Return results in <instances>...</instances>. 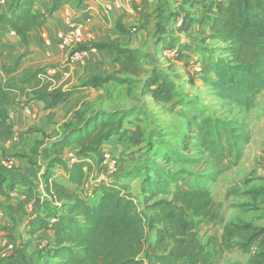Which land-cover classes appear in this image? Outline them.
<instances>
[{"label": "trees", "instance_id": "obj_1", "mask_svg": "<svg viewBox=\"0 0 264 264\" xmlns=\"http://www.w3.org/2000/svg\"><path fill=\"white\" fill-rule=\"evenodd\" d=\"M38 1L0 2V57H3L0 58L3 71L0 148L15 133L10 115L13 104L41 101L46 110L54 111L73 99L81 100L86 91L105 88L111 82L126 85L128 90L141 84V95L151 96L157 103L175 101L184 106L181 115L188 128L168 132L166 138L158 142L153 151L154 159L149 161V169L142 177L139 193L134 191L131 181H121L118 177L102 178L92 188L91 196L85 184L91 175L108 174L105 143L112 138L123 140L129 134L128 141L132 145L144 141L147 131L141 124L140 114L147 112L140 107L78 108L73 119L65 123L62 137L46 142L44 134L43 138L35 140L28 154H21L28 161L25 167L0 163L3 214L14 223L25 219L30 233L42 229L55 231L45 264H147L148 260L154 264H208L214 256L210 245L251 253L252 264H264V249L259 246V243L264 244V226L237 219L223 226L221 237L211 234L206 241L202 239L199 223L218 227L220 205L208 186L188 181L185 170L171 167L172 163L191 160L187 151L193 137L221 154L230 150L235 136L230 122L208 115L195 96L181 94L170 75L160 68L156 57L123 47L111 38L81 43L79 50H107L119 68L109 74L99 72L88 76L70 88H64L63 82L54 84L47 77L43 79L40 75L46 74L44 68H22L30 47L45 42L41 28L48 19L62 7L78 6L83 0H51L47 11L36 7ZM145 4L149 5V0L134 6L143 17ZM179 17L184 18V24L178 29L188 30L191 12L185 9L177 13L174 23ZM169 22L160 16L155 30L159 40L171 31ZM116 28L122 33L129 32L121 19L117 20ZM208 37L223 45L214 59L213 75L202 76L203 81L221 98L232 100L246 110L252 109L257 97L264 92V0H218ZM181 48L175 54L178 57ZM60 76L58 73L54 78ZM134 115L135 125L127 127L128 119ZM72 145L77 146L80 159L70 165L65 153ZM242 156L243 152H237L235 163ZM56 166L64 167L71 186L56 174ZM41 185L51 204H61L67 208L66 213L54 214L51 218H44L40 210L30 214L28 205L39 198ZM18 188L24 189L23 198L12 196L10 189ZM240 190L239 185H234L229 187L228 193ZM262 193L264 190L254 195ZM0 264L12 263L0 258Z\"/></svg>", "mask_w": 264, "mask_h": 264}, {"label": "rangeland", "instance_id": "obj_2", "mask_svg": "<svg viewBox=\"0 0 264 264\" xmlns=\"http://www.w3.org/2000/svg\"><path fill=\"white\" fill-rule=\"evenodd\" d=\"M136 3L140 6L143 4V0L130 3V6L133 8V5L135 6ZM183 5L184 3L173 6L172 2L168 4L166 1L162 2V0H151L149 1V5H143L142 13L146 17V20H149L150 34L156 30L160 16L167 18L168 21L170 20L173 27H175V19L173 17L180 12L179 8L183 7ZM121 10L129 11L125 8ZM132 27L136 29L139 26L133 25ZM177 30L178 33L184 32L183 38H187L189 30ZM190 42L194 45L195 40ZM34 46L38 45H32L29 53L24 58L43 60L48 58L47 55L45 56L41 52L34 54L35 51L32 49ZM79 46L80 44L68 49L69 51H79ZM148 48L150 49L151 45H148ZM213 51L219 53L220 48L212 47L211 52ZM152 54L154 53L152 52ZM70 58L71 55L69 56V61ZM156 60L165 73H167L165 68L175 67L178 74L185 75L183 65H180L176 61V55H171L169 58H160L158 56ZM64 62V64H67V59ZM43 63L41 62V64ZM51 63L58 65L57 61H52ZM50 66L53 65L47 64L41 68L47 70V67ZM102 69V73L104 74L112 73L110 70H107L108 72L105 73L104 68ZM64 77V80L63 78H56L57 83L64 82V85H68L67 88L76 84L72 82L71 76L65 75ZM202 81V79L198 80L197 84L189 87V89L196 92L194 96L198 98L208 115L230 122L231 127L235 130V136L232 139L234 145L231 144V149L221 154L219 151H215L216 149L214 148L204 146L200 139L198 140L196 137H193L194 139L189 141L187 151L191 160L183 163H172L171 167L173 170H185L186 173L184 175L188 181L200 182L202 185L208 186L213 199L220 205L221 220L218 227L210 228L206 227L209 226L206 223H199V233L202 239L206 241L211 235L210 232L221 237L223 226L233 223L237 219L264 226V193L258 196L254 195V192L264 190V92L257 97L258 101L253 109L246 110L234 101L223 99L211 89H206V85ZM82 96L81 100L73 99L68 104L60 106L49 120L57 118L59 120L63 118H67L68 120L73 119L75 110L86 106L89 109L105 108L110 110L135 106L136 108H143L142 110L147 112L142 115L140 114V118L142 119L141 124L147 131L144 141L138 145H132L128 139L124 138L122 140V154L124 157L114 158L118 161L117 169L113 173H109V175L100 174L97 177H93L90 181L98 177L103 178V176L104 178L107 176L113 178L121 177L122 175L135 176L137 174V176L143 177L145 171L149 169L148 164L153 158V151L158 147V142L166 138L168 132L188 130L185 119L181 115V112L185 108L184 106L178 105L175 101L171 103H157L152 100L153 98L149 99V97L141 95V84L128 90L126 85L111 82L105 88L88 90ZM150 100L152 101L150 102ZM71 110L72 112H70ZM135 118L134 115L128 119L126 126L133 127L136 123ZM116 140L118 139L116 138ZM237 152H243V156L235 163ZM234 185L240 186V192L229 194V187ZM10 192L14 194L11 193L12 196L20 194L18 190L10 189ZM25 223V219L19 223H14L4 214L0 218V239L8 241L9 239L7 238L9 237L15 245L14 249L8 248L7 251H4L7 247L0 245L1 259L11 258L12 255L16 254L19 245L15 239L18 240L22 228L26 225ZM6 233H10V235ZM22 244H25V241ZM261 244L259 243V246L264 249V244ZM209 249L215 254L212 264H252L251 253H243L236 249L222 250L217 245H210ZM8 254L10 255L8 256Z\"/></svg>", "mask_w": 264, "mask_h": 264}, {"label": "crops", "instance_id": "obj_3", "mask_svg": "<svg viewBox=\"0 0 264 264\" xmlns=\"http://www.w3.org/2000/svg\"><path fill=\"white\" fill-rule=\"evenodd\" d=\"M5 1L8 2L9 0ZM163 1H166L168 4L172 2L173 6L184 3L183 7L179 8V11L182 13L183 10L186 9L191 12L192 21L188 28L189 33L187 38H183L184 32L178 33V28L173 27L172 25V29L168 36L163 40H159L157 35H155V31L150 34L149 20L147 21L146 17H143L135 7L133 10L129 11L114 9L109 14H105L100 0H83L78 6L66 5L62 7L60 11L48 19L45 25L41 28V34L43 35L45 42L42 45L34 46L32 48L35 51L34 54L41 52L45 56L47 55L48 58H45L44 60L38 58H24L22 61V68L30 66L42 67L47 64L53 65L47 67V69L54 70L55 74L59 73L61 75L60 78H63V80L65 79L64 73L68 72L71 76L72 82L76 83L75 85L79 84L82 79L88 76L102 72V68H104L105 73L108 72L107 70H110L111 72L117 70L119 66L112 61V57L107 50H93V48L82 50V60L70 62L69 56L72 51L64 49L58 44L57 34L68 28L67 19L75 23H80L84 22L86 18H89V21H85L84 23L83 44L99 42L111 38L123 47L138 49L144 53H149L156 58H158V56L160 58H169L171 55H175L179 49L177 48L178 46H182L183 48L180 50V56L178 57V55H176V61L177 63H180V65H183L185 75L178 74L175 67L165 69L177 84L178 91L181 94L194 96V93L196 92L190 90L189 87L195 86L197 81L202 79V76L213 75L211 68L214 64V59L220 54V52H211V48H220L223 45V43L218 40L208 37L210 34L212 19L216 14V4L218 0H212L210 2H200L197 0ZM50 6L51 0H39L36 3V7L40 11H47ZM118 19L122 20L125 28L129 30L128 33H122L117 30L116 22ZM133 25H138L139 27L135 29L132 27ZM192 40H195V46L191 44L192 42L189 43V41ZM148 45H151L150 49L148 48ZM152 52L154 54H152ZM66 59L68 62L67 64H64ZM52 61H57L58 65L52 64ZM41 62L44 63L41 64ZM1 65L2 60H0V77L3 75ZM204 84L206 85V89H211L210 85L205 82ZM67 86L68 85H64V88H67ZM146 97L152 99L151 96ZM152 100H150V102ZM257 101L258 98L256 104ZM57 110L58 108L54 111L46 110L44 108V103L41 101H31L28 104H13L10 107V115L14 124L15 133L11 140L2 145L0 148V155L5 158H12L15 165L25 167L28 161L27 158L21 156V154H28L36 139L43 138L44 134L47 135L46 142L62 137L64 125L68 119L63 118L59 120L57 118L55 120H49L48 118L50 113L56 112ZM129 136L130 134L126 136L125 139L129 140ZM122 142V140L118 141L116 138H112L105 143L104 150L108 152L112 158H122L124 157L122 154ZM76 147V145L67 147L65 156L68 151H76ZM55 172L71 186V183L67 180L68 174L63 166H56ZM93 177L94 176L92 175L90 176L89 182H91L90 180ZM118 178H120L121 181H131L134 191L137 193L140 192L141 176H137V174L135 176L122 175ZM17 190L20 191V194H16L15 196L23 198L24 189L18 188L16 191ZM0 199H3L1 195ZM39 210L44 218H51L54 214L61 215L67 212V208L62 207L61 204L53 206L49 197L43 194V192H41L39 198L28 205V211L30 214H34ZM206 227L212 228L213 226L209 225ZM24 230H26V225L22 228L19 234V241L15 239L19 245L16 254H14V256L12 255L13 257L11 256V258L2 259H4L5 262L12 264H45L48 259V256L46 255L47 250L52 246L55 240V231L51 229H42L38 232L30 233L27 230L24 232ZM6 234L10 235V233ZM210 234L214 233L210 232ZM7 239L12 240L9 237ZM24 241L25 244H22ZM7 250L8 249H4V251ZM9 255L10 254H8V256ZM214 257L215 254L211 262L208 264H212ZM147 264L154 263L148 260Z\"/></svg>", "mask_w": 264, "mask_h": 264}, {"label": "built area", "instance_id": "obj_4", "mask_svg": "<svg viewBox=\"0 0 264 264\" xmlns=\"http://www.w3.org/2000/svg\"><path fill=\"white\" fill-rule=\"evenodd\" d=\"M138 0H100L101 2V6L103 9V12L105 14H109L112 10L114 9H127V10H132L133 8L132 6H130V3H134ZM200 1H210V0H200ZM0 2L4 3L5 0H0ZM85 21H89V18H86ZM84 22H80V23H75L72 22L71 20L67 19V23H68V28L64 31H61L57 34V42L58 44L64 48V49H70V48H74L76 46H78L79 44H81L84 40ZM184 24V18L183 17H179L175 23V26L177 28H181ZM93 50H95V48H93ZM83 58V52L82 51H75L73 50L71 53V58H70V62H74V61H78V60H82ZM55 71L52 69H47L46 70V74H41L40 76L44 79L45 77H47L49 80H51L54 84H57V80L54 78L55 77ZM70 76V74L68 72L64 73V76ZM61 82H59L58 84H60ZM67 161L68 163L74 164L76 162L79 161L80 156L78 155V153L76 151H68L67 152ZM117 160L112 158L111 155L108 152H105V163L108 166V174L109 173H113L114 170H116L117 168ZM0 163H3L5 165H7L8 167H11L14 165V160L12 158H5L2 157L0 155ZM104 175V174H102ZM104 178V176H103ZM101 177L95 178L93 181L91 182H87L85 184L86 186V190L88 192V195L91 196L92 195V188L94 187L95 184L99 183L101 181ZM41 190L42 192L44 191V186L41 185ZM3 216V212L0 211V218H2ZM0 245H4V247H7L6 249H14L15 245L13 242H11V240L7 241V240H1L0 239Z\"/></svg>", "mask_w": 264, "mask_h": 264}]
</instances>
